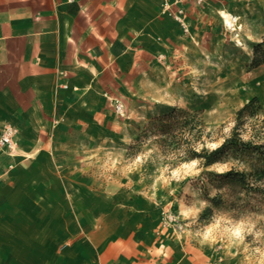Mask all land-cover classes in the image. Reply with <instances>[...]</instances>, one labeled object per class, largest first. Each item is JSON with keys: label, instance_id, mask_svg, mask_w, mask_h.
<instances>
[{"label": "rangeland", "instance_id": "1", "mask_svg": "<svg viewBox=\"0 0 264 264\" xmlns=\"http://www.w3.org/2000/svg\"><path fill=\"white\" fill-rule=\"evenodd\" d=\"M263 34L264 0L160 1L152 32L128 59L87 86H64L51 127L37 131L49 142L38 146L42 160L25 168L56 171L44 180L76 213L84 203L92 217L122 216L150 242L196 246L215 264H264V191L217 176L233 169L255 182L264 147L206 167L198 159L172 165L161 143V119L188 111L203 119L214 148L253 97L261 109L245 114L240 132L252 145L264 142V64L250 66ZM18 157H8L6 178ZM217 194L223 202L213 206Z\"/></svg>", "mask_w": 264, "mask_h": 264}, {"label": "crops", "instance_id": "2", "mask_svg": "<svg viewBox=\"0 0 264 264\" xmlns=\"http://www.w3.org/2000/svg\"><path fill=\"white\" fill-rule=\"evenodd\" d=\"M160 1L0 0V129L20 130V166L0 179V264H215L196 246L150 242L122 216L92 217L84 203L76 213L44 180L56 171L25 168L42 160L49 142L37 131L51 127L64 86H87L128 59Z\"/></svg>", "mask_w": 264, "mask_h": 264}, {"label": "trees", "instance_id": "3", "mask_svg": "<svg viewBox=\"0 0 264 264\" xmlns=\"http://www.w3.org/2000/svg\"><path fill=\"white\" fill-rule=\"evenodd\" d=\"M264 64V34L261 40L253 45V53L250 61L252 68ZM257 97H253L247 104L237 111L236 125L233 127L231 134L223 139V141L214 148H208L205 142V128L203 119L198 113H190L182 111L179 114H174L171 119L164 121L161 119V128L163 137L161 143L163 151L167 156H170V163H177L198 159L203 166H211L216 163L227 162L231 158L240 156L243 157L246 152L252 151L259 153L264 147V142L260 144H251L249 141L243 140L241 136V126L244 124V116H253L257 109H261L258 105ZM258 105L257 107L255 105ZM167 118V117H166ZM217 176L238 181L241 184L248 186L251 190L258 192L264 191L260 186L254 187V183L263 181L264 184V168L255 169L252 178L255 182H249L245 172L234 171L233 169ZM213 206H217L223 202L222 195L217 194L211 198ZM212 208L208 207L202 214V219H208Z\"/></svg>", "mask_w": 264, "mask_h": 264}, {"label": "built area", "instance_id": "4", "mask_svg": "<svg viewBox=\"0 0 264 264\" xmlns=\"http://www.w3.org/2000/svg\"><path fill=\"white\" fill-rule=\"evenodd\" d=\"M19 128L11 123H5L0 129V164L1 157L8 156L15 158L18 155V135ZM13 167V164L10 163L4 168L0 167V179H4L10 169Z\"/></svg>", "mask_w": 264, "mask_h": 264}, {"label": "bare ground", "instance_id": "5", "mask_svg": "<svg viewBox=\"0 0 264 264\" xmlns=\"http://www.w3.org/2000/svg\"><path fill=\"white\" fill-rule=\"evenodd\" d=\"M223 16L225 17L226 19V24L229 25V26H233L234 25V19H231V17L226 14V13H223Z\"/></svg>", "mask_w": 264, "mask_h": 264}]
</instances>
